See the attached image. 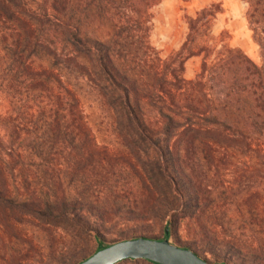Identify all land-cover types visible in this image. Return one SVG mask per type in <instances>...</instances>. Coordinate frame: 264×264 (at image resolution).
<instances>
[{"label":"trees","instance_id":"obj_1","mask_svg":"<svg viewBox=\"0 0 264 264\" xmlns=\"http://www.w3.org/2000/svg\"><path fill=\"white\" fill-rule=\"evenodd\" d=\"M160 1L0 0V264L152 220L211 264L264 263V0H240L260 64L213 34L219 2L161 58Z\"/></svg>","mask_w":264,"mask_h":264},{"label":"rangeland","instance_id":"obj_2","mask_svg":"<svg viewBox=\"0 0 264 264\" xmlns=\"http://www.w3.org/2000/svg\"><path fill=\"white\" fill-rule=\"evenodd\" d=\"M211 2H219L222 8L214 20L213 34L219 35L222 31H225L228 35L226 40L231 46L239 47L252 61L260 64L259 50L252 39V34L245 18L246 5L240 0H161L153 9L152 29L149 35V41L156 48L159 56L161 58L167 57L178 49L181 44L186 32L183 15H193L196 10ZM198 66V58L193 57L188 59L184 64V77L187 79L192 78L198 70ZM132 227L130 223L127 228L116 229L113 234H107L105 244L122 240L125 237L131 238L132 234H135V230ZM164 229V224L152 220L149 224L144 225L140 232L146 237L161 239L164 237ZM67 234L65 235V240L69 242L67 240L71 239H69V235ZM168 239L172 242L171 238ZM66 244L69 245V251L75 252L76 257L67 260L64 264L75 263L77 259L90 255L98 247H103V245L99 246L92 237H83V239L77 240L72 239L70 243ZM262 247L264 248V246ZM238 262L235 264H240V261ZM138 264L152 263L140 261ZM247 264L264 263L255 261L254 263L247 262Z\"/></svg>","mask_w":264,"mask_h":264},{"label":"water","instance_id":"obj_3","mask_svg":"<svg viewBox=\"0 0 264 264\" xmlns=\"http://www.w3.org/2000/svg\"><path fill=\"white\" fill-rule=\"evenodd\" d=\"M167 232L168 229H165L164 233ZM125 259H142L154 264H211L191 249L172 243L167 237L155 239L143 236L99 247L75 264H116Z\"/></svg>","mask_w":264,"mask_h":264}]
</instances>
